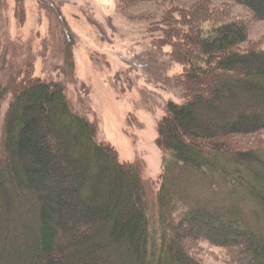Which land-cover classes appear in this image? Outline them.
Here are the masks:
<instances>
[{
  "label": "trees",
  "instance_id": "1",
  "mask_svg": "<svg viewBox=\"0 0 264 264\" xmlns=\"http://www.w3.org/2000/svg\"><path fill=\"white\" fill-rule=\"evenodd\" d=\"M121 1L169 3L157 43L181 66L156 186L64 85L0 53V264H209L202 242L222 264H264V35L250 36L264 0Z\"/></svg>",
  "mask_w": 264,
  "mask_h": 264
},
{
  "label": "rangeland",
  "instance_id": "2",
  "mask_svg": "<svg viewBox=\"0 0 264 264\" xmlns=\"http://www.w3.org/2000/svg\"><path fill=\"white\" fill-rule=\"evenodd\" d=\"M192 0H175L187 8ZM230 0H212L213 5ZM169 3L121 0H0V53L15 69L65 87L73 108L98 127L96 140L109 142L119 161L139 160L154 186L164 155L155 144L156 125L168 101L176 102L172 78L181 66L158 46ZM236 14L247 13L232 3ZM264 35L255 20L251 38ZM6 108H0V120ZM201 196L199 191L194 196ZM200 258L222 264L220 248L200 244Z\"/></svg>",
  "mask_w": 264,
  "mask_h": 264
}]
</instances>
